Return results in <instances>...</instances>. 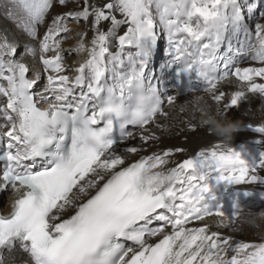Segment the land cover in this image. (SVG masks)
I'll return each instance as SVG.
<instances>
[{
	"label": "snow or ice",
	"instance_id": "1",
	"mask_svg": "<svg viewBox=\"0 0 264 264\" xmlns=\"http://www.w3.org/2000/svg\"><path fill=\"white\" fill-rule=\"evenodd\" d=\"M165 36L162 69L203 79L222 118L264 96V0H0V192L12 194L0 264H264V235L227 231L245 209L254 223L245 200L264 201V151L234 139L182 160L186 149L149 151L177 102L151 68ZM261 110L239 129L264 137ZM17 242L26 260L6 255Z\"/></svg>",
	"mask_w": 264,
	"mask_h": 264
},
{
	"label": "bare ground",
	"instance_id": "2",
	"mask_svg": "<svg viewBox=\"0 0 264 264\" xmlns=\"http://www.w3.org/2000/svg\"><path fill=\"white\" fill-rule=\"evenodd\" d=\"M7 27L11 29V35L13 38L20 40L26 43H34L30 41L29 38L23 35L20 29L13 24L11 21L4 22ZM163 34V33H162ZM75 36V32L74 35ZM245 36L243 34L240 35L239 41L234 42L236 48L242 49V42L245 41ZM167 41L166 36L165 39L159 41L157 44L154 54L151 60V68L156 72V75L160 81L159 87L162 96H172L175 95L177 97V102L174 106L168 107L167 111L169 115L167 118L161 117L159 123L166 126L167 130L153 128L156 135L159 137V140L155 141L149 151L154 149H167V148H182L186 149L187 152L185 155H178L177 159H184L190 157L195 151H197L201 146L207 145L213 142H219L221 138L209 134V126L202 124V121H205L207 116H218L217 114V105L211 101L208 94L204 93L202 90L205 87V84L199 85L197 90H200L196 93H189L187 95L181 96L175 91L170 89L169 80L170 74L168 69H162V65L165 64L167 59L166 50ZM225 49L221 48V54H223ZM229 55H235V53H229ZM83 57H81L82 59ZM76 59L75 55H72L69 59V63L72 60ZM238 63L244 64L245 66H256L257 62L247 61L242 55L239 56L237 61ZM221 69H223V62L221 63ZM45 81L42 79L40 81L41 85ZM235 81H233L232 87H237ZM222 88H225L224 85H221ZM225 90L230 91L231 89L225 88ZM203 96L204 99L199 104L197 103L196 97ZM1 100V98H0ZM264 104V96L260 94L251 95L249 99H245L241 101L239 106H234L232 110L228 113V117L233 120H240L244 123L249 122H258L262 118V110L261 105ZM203 107L205 109L204 112L200 111V108ZM222 107V106H221ZM183 108V110H181ZM190 125L195 126V130H190ZM241 130V131H240ZM264 137L254 131L253 128H249L247 126L242 127L237 131L234 135L233 144L237 147H246L248 152L252 154L253 157L258 156L261 151H264ZM132 144H139V140H135L131 142ZM248 153H246L247 155ZM2 196L0 195V211L6 214L10 210V203L12 199V194L10 190L8 192H2ZM214 223V221H211ZM228 234L233 235L231 230H227ZM236 235V234H235ZM6 255L14 256L17 261L26 260L27 257L22 253L19 242H17L16 246L10 253H6Z\"/></svg>",
	"mask_w": 264,
	"mask_h": 264
},
{
	"label": "rangeland",
	"instance_id": "3",
	"mask_svg": "<svg viewBox=\"0 0 264 264\" xmlns=\"http://www.w3.org/2000/svg\"><path fill=\"white\" fill-rule=\"evenodd\" d=\"M45 29L42 27L41 32H43ZM74 35V32H73ZM71 42H66L65 47L69 46ZM75 55V54H72ZM72 57V56H71ZM194 93V92H193ZM3 104V99L0 100V106ZM239 131V130H238ZM241 131V130H240ZM1 197L4 196L2 193L0 194ZM255 199V204L249 203V200ZM245 203L248 204L249 207H251V211L253 213H256L254 217V223L251 222L253 220V217L248 216L249 209H245V215L236 222L234 229L231 230V232L234 234V236L237 239L242 240H251L253 238L259 237L260 235H264V218H261L259 215L260 212L264 211V201H260L259 197L254 198H246ZM236 234V235H235Z\"/></svg>",
	"mask_w": 264,
	"mask_h": 264
},
{
	"label": "clouds",
	"instance_id": "4",
	"mask_svg": "<svg viewBox=\"0 0 264 264\" xmlns=\"http://www.w3.org/2000/svg\"><path fill=\"white\" fill-rule=\"evenodd\" d=\"M207 121V126L225 143L234 139L235 133L240 128L239 120H232L229 118H222L221 116L209 115L205 119ZM166 177H161L160 180L163 182Z\"/></svg>",
	"mask_w": 264,
	"mask_h": 264
}]
</instances>
